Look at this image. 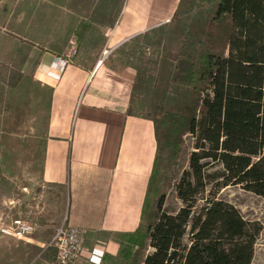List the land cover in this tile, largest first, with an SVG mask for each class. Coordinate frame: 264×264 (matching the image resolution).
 <instances>
[{
    "label": "crops",
    "instance_id": "1",
    "mask_svg": "<svg viewBox=\"0 0 264 264\" xmlns=\"http://www.w3.org/2000/svg\"><path fill=\"white\" fill-rule=\"evenodd\" d=\"M179 3L0 0V75L15 86L7 92V106L22 111V126L37 121L42 185L62 194H54L61 211L52 225L66 219L85 232L75 264H119L125 237L142 223L157 140L149 116L131 112V97L143 38L169 24ZM47 26H92L91 35H103L106 43L101 53L78 50L75 62L60 71L54 58L65 44L48 46ZM34 102L42 105L36 119ZM44 195L51 199V193ZM44 229L35 244L41 249L48 245ZM31 263L54 264L36 257Z\"/></svg>",
    "mask_w": 264,
    "mask_h": 264
},
{
    "label": "trees",
    "instance_id": "2",
    "mask_svg": "<svg viewBox=\"0 0 264 264\" xmlns=\"http://www.w3.org/2000/svg\"><path fill=\"white\" fill-rule=\"evenodd\" d=\"M196 1L180 0L172 17L181 44L172 98L147 114L157 159L142 223L125 237L119 264H252L254 258L261 226L216 194L233 186L264 199V0H200L207 7L181 26L180 16ZM187 135L193 151L175 186L182 207L173 215L164 208L159 169L175 163ZM145 248L151 251L140 258Z\"/></svg>",
    "mask_w": 264,
    "mask_h": 264
},
{
    "label": "rangeland",
    "instance_id": "3",
    "mask_svg": "<svg viewBox=\"0 0 264 264\" xmlns=\"http://www.w3.org/2000/svg\"><path fill=\"white\" fill-rule=\"evenodd\" d=\"M206 7L205 2L196 1L193 8L180 16L184 20L181 26H189L200 10ZM175 26L171 19L169 24L156 28L143 38L130 105L131 112L135 114L147 115L155 106L168 104L172 98L169 84L173 77L174 58L181 46ZM91 27L47 26L43 32V40L52 47L56 43L64 42L63 52L71 43H75L79 52L84 54H93L97 50L101 53L106 38L99 36L97 32L91 35ZM37 33L41 34V31ZM28 39L31 42L37 41L32 37ZM3 73L4 69H1L0 74ZM11 83L14 80H6L0 75V228L18 218H28L37 224V229L27 236L31 239L28 243L22 239L17 241L6 238L0 233V264H32L34 257L45 258L55 264L56 252L49 247V243L57 227L52 222L61 211V200L54 198V194H62L61 191L42 185L43 146L37 134V121L34 122L35 126H32L31 120L28 121L29 125L22 126V111H10L6 98L8 93H12L11 89L15 88H12ZM41 108V104L34 102L35 119L37 109L41 111ZM32 116L33 113H30L29 118ZM192 145L191 137L185 136L175 163L168 168L163 166L166 172L159 169L158 186L161 191H165L164 208L169 214H176L182 207L176 196L175 186L183 172L189 171L188 161L189 154L193 151ZM46 193L52 194L50 200L45 198ZM216 199L234 206L246 221L261 226L254 246L252 264H264V199L233 186L218 191ZM198 204H202V201L199 200ZM43 229L48 237V245L41 249L40 244H35L38 243L37 237ZM150 251L149 248L140 251V258Z\"/></svg>",
    "mask_w": 264,
    "mask_h": 264
},
{
    "label": "built area",
    "instance_id": "4",
    "mask_svg": "<svg viewBox=\"0 0 264 264\" xmlns=\"http://www.w3.org/2000/svg\"><path fill=\"white\" fill-rule=\"evenodd\" d=\"M107 52H104L106 54ZM78 55V48L75 43L62 54L54 58V65L63 71L67 66L72 65ZM37 224L28 218H18L9 225L0 228V233L16 239L26 238L34 233ZM85 232L67 224L66 219L56 228L49 247L56 252V264H75L81 255L84 246Z\"/></svg>",
    "mask_w": 264,
    "mask_h": 264
}]
</instances>
